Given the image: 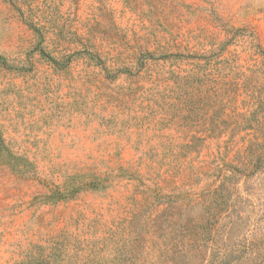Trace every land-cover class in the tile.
<instances>
[{"label":"rangeland","instance_id":"obj_1","mask_svg":"<svg viewBox=\"0 0 264 264\" xmlns=\"http://www.w3.org/2000/svg\"><path fill=\"white\" fill-rule=\"evenodd\" d=\"M218 254L264 264V0H0V264Z\"/></svg>","mask_w":264,"mask_h":264},{"label":"trees","instance_id":"obj_2","mask_svg":"<svg viewBox=\"0 0 264 264\" xmlns=\"http://www.w3.org/2000/svg\"><path fill=\"white\" fill-rule=\"evenodd\" d=\"M257 160V159H256ZM255 163H256V161H255ZM256 165V164H255ZM259 165V164H258ZM257 165V166H258ZM256 167V166H255ZM254 172V171H253ZM79 188H81V186H77V187H74V190H72L73 191V193H75V192H77V190L79 189ZM64 195V199H68V198H70V197H72L73 196V194H72V196H67V195H69V192H68V194H63ZM202 195V193L201 194H191V193H187L186 195H184L183 196V198H181V197H179L178 198V196H176L174 199H172V198H170V200L169 201H171V203H175V204H177V203H180L181 202V204H182V202H184V204L186 205L187 203L185 202V199H187V200H194V202H198L197 203V205H204L203 203H200L199 201V197ZM197 211H199V210H197ZM196 215H198L199 216V212L196 214ZM196 215H195V217H194V224H193V227H197L198 226V224L199 223H201L202 222V218L201 217H199V218H197L196 217ZM173 225H175V226H178L179 224H177V222L175 221L174 222V224ZM183 227H185V226H183ZM193 237H196V235H194ZM191 241V242H190ZM178 242H180V241H178ZM192 243H194V240L192 239V238H188L187 239V241L186 242H183V243H180V245H181V249H178L177 250V255L178 256H180L181 254H183V256L185 255V251L183 250V248L184 247H188V246H190ZM177 248H178V243H177ZM189 252V251H188ZM250 253H252L250 250L248 251V252H246V254H250ZM252 256L253 255H250L249 257L247 256V257H242L241 259H243V261H246V262H249L250 261V257L252 258ZM179 258V257H178ZM215 258V256H213L212 258H211V263H213V264H221L222 263V256L221 257H219V254H218V258L216 257V259L215 260H213ZM252 263H253V261H252Z\"/></svg>","mask_w":264,"mask_h":264}]
</instances>
